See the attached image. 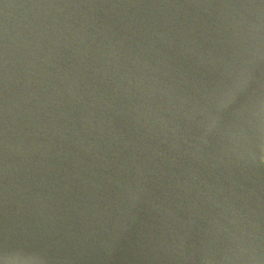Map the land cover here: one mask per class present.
<instances>
[{"label": "water", "instance_id": "water-1", "mask_svg": "<svg viewBox=\"0 0 264 264\" xmlns=\"http://www.w3.org/2000/svg\"><path fill=\"white\" fill-rule=\"evenodd\" d=\"M0 264H264V0H0Z\"/></svg>", "mask_w": 264, "mask_h": 264}]
</instances>
